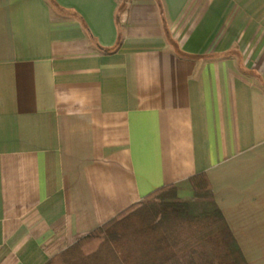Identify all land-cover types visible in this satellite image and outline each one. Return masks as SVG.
<instances>
[{
	"label": "crops",
	"instance_id": "obj_1",
	"mask_svg": "<svg viewBox=\"0 0 264 264\" xmlns=\"http://www.w3.org/2000/svg\"><path fill=\"white\" fill-rule=\"evenodd\" d=\"M199 172L264 264V0H0V264Z\"/></svg>",
	"mask_w": 264,
	"mask_h": 264
},
{
	"label": "trees",
	"instance_id": "obj_2",
	"mask_svg": "<svg viewBox=\"0 0 264 264\" xmlns=\"http://www.w3.org/2000/svg\"><path fill=\"white\" fill-rule=\"evenodd\" d=\"M43 264H248L204 172L161 185Z\"/></svg>",
	"mask_w": 264,
	"mask_h": 264
}]
</instances>
